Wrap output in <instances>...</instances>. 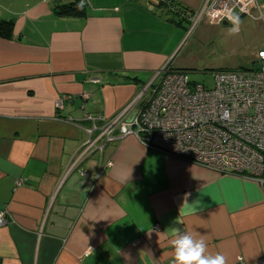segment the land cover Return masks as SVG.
<instances>
[{"label": "crops", "instance_id": "crops-1", "mask_svg": "<svg viewBox=\"0 0 264 264\" xmlns=\"http://www.w3.org/2000/svg\"><path fill=\"white\" fill-rule=\"evenodd\" d=\"M66 1L0 0V20L13 21L12 36H0V264H172L173 227L203 237L226 264H260L264 183L117 130L107 141L100 127L127 107L121 118L137 115L155 70L190 74L192 33L229 50L215 69L245 67L230 58L251 66L264 48V0L257 19L192 28L188 16L208 0H172L179 25L162 2L82 0L85 15L55 14ZM89 138L97 148L82 153Z\"/></svg>", "mask_w": 264, "mask_h": 264}, {"label": "built area", "instance_id": "built-area-1", "mask_svg": "<svg viewBox=\"0 0 264 264\" xmlns=\"http://www.w3.org/2000/svg\"><path fill=\"white\" fill-rule=\"evenodd\" d=\"M254 9L262 16L257 0H208L188 17L192 28L199 23L236 22L240 15L257 19ZM212 76L213 86L208 88L192 81L186 70L167 66L155 70L137 115L130 120L121 118L129 107L125 108L105 121L101 134L107 141L112 140L114 130L122 137L135 135L146 147L164 154L216 173L264 183V48L257 51L251 66L218 68ZM88 96L81 94L82 99ZM69 99H58L56 108L61 109ZM85 117L94 123L87 129L91 134L97 127L95 118ZM96 148L89 138L82 153Z\"/></svg>", "mask_w": 264, "mask_h": 264}, {"label": "rangeland", "instance_id": "rangeland-1", "mask_svg": "<svg viewBox=\"0 0 264 264\" xmlns=\"http://www.w3.org/2000/svg\"><path fill=\"white\" fill-rule=\"evenodd\" d=\"M204 28H206V32L212 29L208 27ZM218 42L219 38H217L215 42L213 41L212 44H203L204 42L198 43L195 34L192 33L187 39L186 45L183 47V53L186 54L188 64L193 68L190 71L191 75L189 74L190 79L208 88L213 86L212 71L215 70L217 59L222 56H228L229 54V50L226 49L227 47L223 45V43ZM243 55H245V52L242 56ZM230 56L233 57L232 54ZM227 63L231 67L243 65H245V67L250 66V64H239L233 58L228 59ZM143 97H146V94H143Z\"/></svg>", "mask_w": 264, "mask_h": 264}, {"label": "clouds", "instance_id": "clouds-1", "mask_svg": "<svg viewBox=\"0 0 264 264\" xmlns=\"http://www.w3.org/2000/svg\"><path fill=\"white\" fill-rule=\"evenodd\" d=\"M180 223L179 221H177ZM169 243L173 251L172 264H226L223 254H211L207 251V242L193 233L173 227Z\"/></svg>", "mask_w": 264, "mask_h": 264}, {"label": "trees", "instance_id": "trees-1", "mask_svg": "<svg viewBox=\"0 0 264 264\" xmlns=\"http://www.w3.org/2000/svg\"><path fill=\"white\" fill-rule=\"evenodd\" d=\"M169 2V4L165 2ZM162 5L168 6L169 8L172 7L173 3L172 0H163ZM175 7V6H174ZM175 8H173L174 10ZM52 10L57 15H63V16H83L85 15V6L83 4L82 0H71L66 2H56L52 5ZM170 14L169 10H167ZM175 11V12H174ZM173 14L171 15L172 18H170L174 23L177 25L181 24L183 21H186L184 18H177V15L179 12H183L181 10H174ZM183 14V13H182ZM12 30H13V21L12 20H0V36L4 38H10L12 36Z\"/></svg>", "mask_w": 264, "mask_h": 264}]
</instances>
